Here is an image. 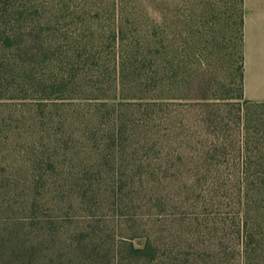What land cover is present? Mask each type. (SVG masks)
<instances>
[{
	"label": "rangeland",
	"instance_id": "rangeland-1",
	"mask_svg": "<svg viewBox=\"0 0 264 264\" xmlns=\"http://www.w3.org/2000/svg\"><path fill=\"white\" fill-rule=\"evenodd\" d=\"M262 6L0 0V180L37 169L83 264H244V224L264 264V104L238 98Z\"/></svg>",
	"mask_w": 264,
	"mask_h": 264
},
{
	"label": "trees",
	"instance_id": "trees-1",
	"mask_svg": "<svg viewBox=\"0 0 264 264\" xmlns=\"http://www.w3.org/2000/svg\"><path fill=\"white\" fill-rule=\"evenodd\" d=\"M239 26L241 45L238 58V98L242 99L244 68L242 18L239 20ZM214 100L204 99L199 106L214 110L233 106L231 103ZM212 115L214 114H209V116ZM36 170L34 167L30 168L28 176L21 170H17L15 173L24 177L23 181L9 183L0 180V264H83V261L75 254L80 249L77 248L70 254L66 249L68 246H64L65 243L61 242L64 237L62 232L64 226H61L63 224L55 218V212L60 209V204L57 205V203L60 201L55 199V191L52 198L50 187L48 189L45 187L42 177L37 176ZM5 171V169L2 170L3 174ZM241 227L242 231L240 228L238 232L241 245L244 244L242 256L245 262L247 260L250 263V254L245 244L247 236H244L246 224L244 228ZM150 245V243H144L141 248L134 251L135 258L140 260L146 257V252L152 250L154 252ZM153 257L150 259L153 260ZM83 258L86 259V257ZM122 261L124 260L120 258V263ZM245 262L244 264H247Z\"/></svg>",
	"mask_w": 264,
	"mask_h": 264
},
{
	"label": "crops",
	"instance_id": "crops-1",
	"mask_svg": "<svg viewBox=\"0 0 264 264\" xmlns=\"http://www.w3.org/2000/svg\"><path fill=\"white\" fill-rule=\"evenodd\" d=\"M262 8L259 25H246L244 31L243 97L255 104H264V6Z\"/></svg>",
	"mask_w": 264,
	"mask_h": 264
}]
</instances>
